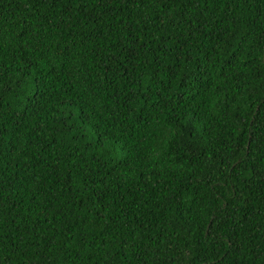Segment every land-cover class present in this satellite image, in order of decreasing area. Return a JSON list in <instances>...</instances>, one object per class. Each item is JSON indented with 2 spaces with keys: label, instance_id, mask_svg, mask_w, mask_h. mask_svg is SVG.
Wrapping results in <instances>:
<instances>
[{
  "label": "trees",
  "instance_id": "16d2710c",
  "mask_svg": "<svg viewBox=\"0 0 264 264\" xmlns=\"http://www.w3.org/2000/svg\"><path fill=\"white\" fill-rule=\"evenodd\" d=\"M0 264H264V0H0Z\"/></svg>",
  "mask_w": 264,
  "mask_h": 264
}]
</instances>
